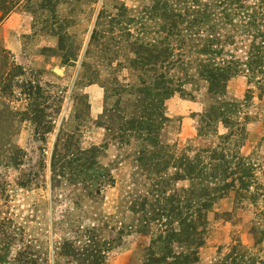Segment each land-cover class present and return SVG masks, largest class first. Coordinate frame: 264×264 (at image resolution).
<instances>
[{
	"label": "rangeland",
	"instance_id": "rangeland-1",
	"mask_svg": "<svg viewBox=\"0 0 264 264\" xmlns=\"http://www.w3.org/2000/svg\"><path fill=\"white\" fill-rule=\"evenodd\" d=\"M163 1L177 5L0 0V264H147L178 232L170 196L185 198L190 184H166L159 175L166 180L172 168L139 163L158 156L159 147L169 164L207 162L216 150L230 172L238 157L253 166L250 189L229 192L197 224L195 264H217L236 245L247 261L264 262V57L256 75L242 66L229 79L223 101L235 107L215 114L208 83L191 64L194 51L167 53L164 68L148 73L132 64L141 46L157 39L150 11ZM244 2L263 15L250 33L256 41L242 34L228 46L221 39L220 59L245 63L252 42L264 36V0ZM161 72L175 93L164 102L154 147L121 125L136 113L141 81L155 83Z\"/></svg>",
	"mask_w": 264,
	"mask_h": 264
},
{
	"label": "trees",
	"instance_id": "trees-1",
	"mask_svg": "<svg viewBox=\"0 0 264 264\" xmlns=\"http://www.w3.org/2000/svg\"><path fill=\"white\" fill-rule=\"evenodd\" d=\"M214 1L216 7L220 6L221 8L214 10L212 2L197 5L194 0H176L179 8L174 5L169 9L165 1L160 3L162 6L152 8L150 13L153 15L149 20L156 24L157 30L153 34L157 39H151L148 43L143 44L140 48L141 52L135 54L132 64L148 73L152 71L151 67L154 68V71L157 66L164 68L167 64V53H172L174 50L186 51V53L194 51L196 57L191 64L194 66L195 73L208 83L209 95L213 97L216 104L214 112L219 114V111L226 107L234 106L233 103L223 101L226 98L225 90L229 79L237 74L242 66L252 76L260 72L258 70L261 69L264 57V36L258 35L260 40L257 44L252 42L245 63H239L232 57L227 61L220 59L217 55L222 53V42L232 46L236 37L242 34L250 35L255 39L250 33L254 34V31H259L255 26L258 24L255 18L261 17L263 20V15L256 13L255 7L246 4L244 0ZM185 48L188 50L183 51ZM166 77V74L161 72L156 76L155 83L150 82L149 77H146L147 80H142L140 84L142 89L137 93L139 100H136L137 103L134 105L136 113L131 114L129 118L122 117V120L123 118L125 120L121 125L123 131L139 132V139L154 147H157L159 143L153 137L162 129V123L166 121L163 115L164 102L175 93L172 89L174 81L168 80ZM178 86L176 85V87ZM219 116L221 119H225L223 115ZM161 149L159 147V150L156 151L158 156L154 153L149 158H140L139 163L144 167L149 164L151 166L148 167L153 166L158 172L172 168L174 174L167 177L168 181L158 173L160 180L166 184L170 181H189L190 184L187 190L181 191L184 192L185 198L182 199L177 194L170 196L169 213L176 220L178 232L172 230L167 235L168 246H165L159 254H151L157 255V259L151 258L149 255L147 264H195L198 261L197 250L201 245V240L197 239L199 236L197 224L205 222L206 213L210 211L216 201L224 198L229 192H237L238 187L246 191L250 189L255 178L253 166L246 164L243 158L238 157L235 159L234 171L230 172V161L227 156L216 150L209 153L207 162L204 158L190 160L184 157L169 164L168 160L161 158L160 154L163 153ZM153 160L157 161L152 163ZM228 178H231L230 181ZM210 179L214 181L221 179V181L219 185H215ZM204 182H209L210 185L204 186ZM257 242L259 243V240ZM173 244L178 246L179 252L173 251ZM240 249L242 246L236 245L217 264H256L254 260L247 261L246 255ZM258 263L264 264L263 261Z\"/></svg>",
	"mask_w": 264,
	"mask_h": 264
}]
</instances>
